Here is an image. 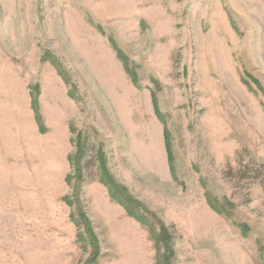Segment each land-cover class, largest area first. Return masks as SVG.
Returning a JSON list of instances; mask_svg holds the SVG:
<instances>
[{
  "label": "rangeland",
  "instance_id": "1",
  "mask_svg": "<svg viewBox=\"0 0 264 264\" xmlns=\"http://www.w3.org/2000/svg\"><path fill=\"white\" fill-rule=\"evenodd\" d=\"M247 76L264 89V0H0V264H87L74 208L96 264L167 248L168 264H264V98ZM69 126L89 135L76 196ZM98 148L166 246L98 183Z\"/></svg>",
  "mask_w": 264,
  "mask_h": 264
},
{
  "label": "trees",
  "instance_id": "2",
  "mask_svg": "<svg viewBox=\"0 0 264 264\" xmlns=\"http://www.w3.org/2000/svg\"><path fill=\"white\" fill-rule=\"evenodd\" d=\"M109 43H110L112 49L116 52L117 58L123 66V70L130 77L131 83L133 85H136L137 84V78L131 72L132 70L129 67V64H128L129 62H128L127 58L119 51L118 47L113 42L112 38L109 39ZM49 59H53V58L49 57ZM47 61H49V60H47ZM52 63L54 64L53 61H52ZM58 74H59L60 78L64 82H66L64 80V79H66L64 74L62 72H60L59 70H58ZM247 78L249 79V82L251 83V85L253 87H255V88L257 87L260 89V91L263 95V98H264V89H262V87H260V84L258 83V81L253 79V78H250L249 76H247ZM252 86H250L249 89L252 88ZM68 95L71 98L73 97L72 92H70V91L68 92ZM29 97L31 98L30 108L33 112L34 120L36 121L38 131L40 133H44V129L41 128L40 121H39V119H37V115H36V104H34L36 98H34V96L32 95V93L30 91H29ZM263 101H264V99H263ZM152 107L154 109L156 117L162 121L161 117L157 113V106H156V101H155L154 97H152ZM263 114H264V108H263ZM69 132L73 136L70 139V144H71L73 152L67 156V161L69 163V166L71 168L72 173H69V175L66 176L65 182L68 186H71L70 182H71V180H73V190H74V194L76 196V194H79L80 184L83 181L82 177H83V169L85 168V161H86L85 158H86V155H87L88 149H89V135L85 131L81 132V133L76 132V130L73 129L72 126L71 127L69 126ZM168 138H169V135H168L167 129H166V127H163V145H164V149H165V153H166L167 165H168L169 171L172 172L171 163H170L171 153H170V149H169ZM95 156H96V158H94V160H95L98 172H99L98 183L106 190V193H107L108 197L110 198V200L112 202L116 203L119 207H121L122 210L125 212V214L128 217L134 219L136 222H138L140 225H142L143 227H145L147 229L148 234H149V236L153 242V245L155 247V250L158 251V246L161 243V241H164V245L166 246L167 245V239L165 238L164 233L162 232L160 235L155 234L152 224H150L146 218H144L142 215L139 214V210H140L139 204L136 203V201L131 197V195H129V193L126 191L125 188L114 183V181L112 180V178L110 177V175L107 172L106 159L104 158L103 152L100 151V148L97 149ZM75 196H74V198H75ZM62 200L65 203V205H67L69 208H71V209L73 208V205H74L73 198L63 197ZM211 208L214 211H217V210H215L214 207H211ZM76 212H79L78 217L75 216ZM217 212H219V211H217ZM68 217H69V221L74 225V227L76 228L77 231L79 229L83 230L82 234H80V233L76 234V241L81 244L82 239H83V235H85L87 242L89 244L93 245V251H92V253H91V255L87 261V264H96L98 257H99V250H98V246L96 243L95 236L93 235V233L91 231L88 220L82 214V212L79 208H74L73 210H71ZM163 236H164V239H162ZM169 253H170L169 248H167L162 255H158L156 252L157 255L155 254V264H168L169 257H170Z\"/></svg>",
  "mask_w": 264,
  "mask_h": 264
}]
</instances>
